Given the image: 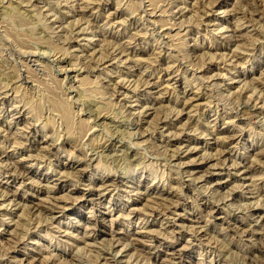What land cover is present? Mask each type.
<instances>
[{"label":"rangeland","instance_id":"374dc122","mask_svg":"<svg viewBox=\"0 0 264 264\" xmlns=\"http://www.w3.org/2000/svg\"><path fill=\"white\" fill-rule=\"evenodd\" d=\"M263 192L264 0H0V264H264Z\"/></svg>","mask_w":264,"mask_h":264},{"label":"bare ground","instance_id":"6f19581e","mask_svg":"<svg viewBox=\"0 0 264 264\" xmlns=\"http://www.w3.org/2000/svg\"><path fill=\"white\" fill-rule=\"evenodd\" d=\"M260 1V0H259ZM44 3V2H43ZM212 8V7H211ZM215 8V7H214ZM258 8V7H257ZM259 9V8H258ZM207 13V12H206ZM204 14V13H203ZM152 15V14H151ZM111 16V15H110ZM253 17V16H252ZM53 18V17H52ZM208 19V18H207ZM235 29V28H234ZM232 32H234V31H232ZM232 34V33H231ZM238 35H236V34H234V37H237ZM230 37V36H229ZM231 38V37H230ZM232 40H234V39H232ZM235 41V40H234ZM236 41H237V39H236ZM71 45V44H70ZM123 49V48H122ZM82 51V50H81ZM116 51V50H115ZM115 51H113V52H115ZM119 51V50H118ZM117 51V52H118ZM122 52V51H121ZM114 54V53H113ZM113 54H111V55H113ZM118 54H120V52L118 53ZM115 55V54H114ZM129 55V54H128ZM132 55V54H131ZM233 57V56H232ZM231 57V58H232ZM96 58V57H95ZM104 58V57H103ZM114 58H115V56H114ZM234 58V57H233ZM117 59V58H116ZM112 60V59H111ZM110 60V61H111ZM114 60V59H113ZM112 60V61H113ZM120 60V59H119ZM229 60V59H228ZM103 61V60H102ZM232 61V60H231ZM230 61V62H231ZM107 62V61H106ZM171 73V72H170ZM141 74V73H140ZM146 82V81H145ZM149 82H152V81H149ZM150 84V83H149ZM151 84H153V82L151 83ZM145 85V84H144ZM154 85V84H153ZM149 86V85H148ZM152 86V85H151ZM154 94V93H153ZM194 99H197L196 97H191V100H194ZM248 101H251V99L250 100H248ZM247 102V101H246ZM245 102V103H246ZM247 103H249V102H247ZM246 103V104H247ZM250 104V103H249ZM258 104V103H257ZM240 105V104H239ZM238 105V107H241V106H239ZM251 105H253V104H251ZM249 106V105H248ZM135 107V106H134ZM235 107H237V106H235ZM255 107V106H254ZM253 107V108H254ZM236 109V108H235ZM234 109V110H235ZM239 109V108H238ZM237 109V110H238ZM245 109V108H244ZM247 109H248V107H247ZM148 110V109H147ZM236 110V111H237ZM239 110H242V109H239ZM233 111V110H232ZM251 111V110H250ZM253 111V110H252ZM231 113V112H230ZM250 113V112H249ZM256 113V112H255ZM147 114V113H146ZM251 114V113H250ZM257 114V113H256ZM255 114V115H256ZM241 115V114H240ZM246 115H248V114H246ZM139 116V115H138ZM142 116H144V115H142ZM248 117V116H247ZM250 117V116H249ZM257 117V116H256ZM143 118V117H142ZM160 118V117H159ZM162 118V117H161ZM253 118V117H252ZM139 120H140V118H139ZM138 120V121H139ZM142 120V119H141ZM158 120H160V119H158ZM162 120H163V118H162ZM257 120H259V119H257ZM144 121V120H143ZM132 122V121H131ZM136 122V121H135ZM160 122H161V120H160ZM168 122V121H167ZM258 122V121H257ZM134 123V122H133ZM132 123V124H133ZM156 123H158V122H156ZM136 125V124H135ZM134 125V126H135ZM161 125V124H160ZM157 126V125H156ZM163 126V130H165V131H168L170 128H171V126L169 125V127H168V125L167 124H165V125H162ZM162 129V128H161ZM172 129V128H171ZM174 129V128H173ZM154 130H155V128H154ZM162 132V131H161ZM164 132V131H163ZM169 133H171V132H169ZM168 133V134H169ZM174 133V132H173ZM230 135V134H229ZM114 137V136H113ZM167 137V139L169 140V142H173V141H175V139L177 138V134H170V135H167L166 136ZM179 137V136H178ZM235 137H237V136H235ZM115 138V137H114ZM234 138V137H233ZM185 140H187V139H185ZM118 143V142H117ZM113 145V144H112ZM112 145H110V147L109 148H111V149H113V150H118L119 148H120V146H122L121 144H119V145H117V146H115V147H112ZM199 145V144H198ZM1 150H2V146H1ZM128 150V149H127ZM4 151V150H3ZM7 151V150H6ZM195 150H194V148H192V147H187V148H185L184 150L183 149H180V151L179 152H177L178 153V156H182V157H185V158H188V157H190V154L192 153V152H194ZM112 152V151H111ZM259 152V151H258ZM6 153H4V154H2L1 153V155H5ZM111 156V155H110ZM8 157V156H7ZM2 158V157H1ZM2 159H4V158H2ZM204 159V158H203ZM202 159V160H203ZM3 161V160H2ZM204 162H206V161H193V160H189L188 162H186V163H188V165H191V164H197V163H199V165L200 164H202V163H204ZM13 163V162H12ZM12 165V164H11ZM235 165H237L238 166V164H235ZM235 165H233V166H235ZM9 166V165H8ZM15 167V166H14ZM188 168V167H187ZM198 168V167H197ZM9 169V168H8ZM15 170V169H14ZM13 170V171H14ZM235 171H236V173H239L240 175H244V176H246L247 175V173H248V169L245 167V166H242V167H239V168H237L236 166H235ZM15 172V171H14ZM13 172V173H14ZM195 170H194V174H195ZM202 172V171H201ZM22 173H24L23 171H22ZM216 173H218V174H221V172L219 171V169H218V171H209V174L210 175H214V174H216ZM252 173V172H251ZM191 174L192 175H194L193 174V172H189L188 174H187V176L189 177L190 176V178L192 177L191 176ZM256 174V173H255ZM205 179H206V177H207V175H205V176H203ZM108 182V181H107ZM104 186H106V185H108V183H106V182H104V184H103ZM202 186V185H201ZM242 187V186H241ZM136 189V188H135ZM237 192V191H236ZM247 192V191H246ZM264 193V192H263ZM262 193V194H263ZM12 198V197H11ZM261 200H263L262 202H263V204L262 203H257L256 202V204H252V205H249V206H251V208H250V210H251V214L253 215L254 214V217H256V218H254L253 217V220L255 221V223H258V221H260L262 218H264V211H263V213L261 212V213H259L260 212V207L261 208H264V199L263 198H261ZM216 203V202H215ZM164 205V204H163ZM52 206L53 207H55V208H57L56 209V212H59V213H63L64 211H65V209H67V207L65 206V204H63V205H59V204H55V205H53L52 204ZM165 206V205H164ZM168 206V205H167ZM172 206H174V208L176 207V205H174V204H172ZM171 205L170 206H168L167 208H166V213L167 214H169V212L167 211V210H171V207H172ZM224 206V205H223ZM33 208H35V207H33ZM131 209V208H130ZM201 209V208H200ZM134 210H136V209H132V212H134ZM203 210V209H202ZM249 210V209H248ZM259 210V211H258ZM172 213H174V211H172ZM177 214V216H181L179 213H176ZM255 214H257V215H255ZM157 216H158V214H157ZM176 216V215H175ZM176 216V217H177ZM167 217V216H166ZM176 217H174V216H171L170 215V217L169 218H173V220L174 219H176ZM258 218V219H257ZM235 225V224H234ZM253 224H250V226H252ZM256 225V224H255ZM232 227V226H231ZM205 230V228H201L200 230H198L197 232L198 233H202L203 231ZM174 231V230H173ZM138 233H144V232H146V231H137ZM172 232V231H171ZM259 233H262V235L264 236V227L263 228H261V231L259 232ZM67 235V234H66ZM262 236V237H263ZM245 237V236H244ZM132 240H133V242H135V243H137L138 241L140 242V238L139 237H136V236H133L132 238H131ZM21 240V239H20ZM17 242H15V244H16ZM207 243V242H206ZM114 245V244H113ZM117 245H118V243H117ZM252 246V245H251ZM12 247H14V245L12 246ZM16 247H18V246H16ZM15 248V247H14ZM120 248V247H119ZM213 248V247H212ZM102 252V251H101ZM109 253V252H108ZM172 254H175L174 252H171ZM207 257V256H206ZM133 262V261H132ZM132 262H130V263H132ZM132 264H135V263H132Z\"/></svg>","mask_w":264,"mask_h":264}]
</instances>
